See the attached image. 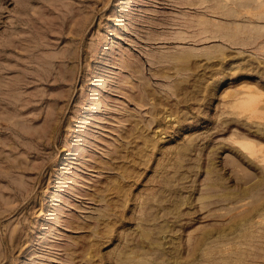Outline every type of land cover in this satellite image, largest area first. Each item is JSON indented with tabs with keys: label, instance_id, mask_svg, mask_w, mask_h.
<instances>
[{
	"label": "rangeland",
	"instance_id": "obj_1",
	"mask_svg": "<svg viewBox=\"0 0 264 264\" xmlns=\"http://www.w3.org/2000/svg\"><path fill=\"white\" fill-rule=\"evenodd\" d=\"M0 264H264V0H0Z\"/></svg>",
	"mask_w": 264,
	"mask_h": 264
}]
</instances>
